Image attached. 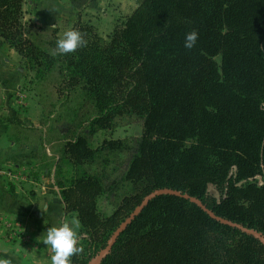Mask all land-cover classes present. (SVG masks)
Listing matches in <instances>:
<instances>
[{
    "label": "trees",
    "instance_id": "trees-1",
    "mask_svg": "<svg viewBox=\"0 0 264 264\" xmlns=\"http://www.w3.org/2000/svg\"><path fill=\"white\" fill-rule=\"evenodd\" d=\"M25 2L0 0V39L56 89L42 129L60 134L55 186L80 223L71 264H264V0H144L108 39L80 19L86 44L66 54ZM134 123L140 137L93 146ZM161 189L190 199L154 198L103 255Z\"/></svg>",
    "mask_w": 264,
    "mask_h": 264
},
{
    "label": "crops",
    "instance_id": "crops-1",
    "mask_svg": "<svg viewBox=\"0 0 264 264\" xmlns=\"http://www.w3.org/2000/svg\"><path fill=\"white\" fill-rule=\"evenodd\" d=\"M144 0H26L25 21L43 29H57L58 36L72 29L80 19L93 25L103 38L133 14ZM21 56L0 39V176L3 165L17 166L23 177L16 185L0 183V215L9 214L26 223L28 233H0V255L13 253L19 264H50L52 252L43 243V233L59 219H67L64 204L55 186V167L40 166L38 147L27 146L12 136L17 117L14 103L21 100L22 68L16 67ZM34 127H38L37 124ZM47 162H56L58 156L48 148ZM54 156V157H53ZM37 163V169H34ZM45 163V162H44ZM34 171L31 177L26 165ZM46 164V163H45ZM34 172H38L37 176ZM20 226V225H19ZM18 228V227H13ZM17 232L18 239L15 237ZM27 232V231H26ZM22 234H26L23 237ZM10 238V239H9ZM24 238V240H22ZM71 260V258H70Z\"/></svg>",
    "mask_w": 264,
    "mask_h": 264
},
{
    "label": "rangeland",
    "instance_id": "rangeland-1",
    "mask_svg": "<svg viewBox=\"0 0 264 264\" xmlns=\"http://www.w3.org/2000/svg\"><path fill=\"white\" fill-rule=\"evenodd\" d=\"M27 22V21H26ZM78 22V21H77ZM85 23H88L87 21H83ZM61 38V36L59 37ZM108 39V38H105ZM3 41V40H1ZM16 67L22 68L21 71L22 74V80L19 83L20 90L23 94H21V100L19 103H14L13 107L15 111H17V117L18 119L22 118V121H24V125L19 122H16L13 126L12 130V136L16 137L21 144H25L27 146L30 145H36L38 147V155H39V163L40 166H47V165H53L54 162H47V159L44 155L47 152L48 148L52 151L53 155L55 154L58 156L60 147L56 143H52V141L56 140L60 134L53 133L47 135V127L43 130V121H44V115L43 110H46V112L51 110V105L54 103V101L57 99L56 89L54 88L53 81L51 79H47L46 81H40L38 80V77L36 75V71L33 70L31 65L28 63L27 60H25L23 57H21V61L17 62ZM20 115V117H19ZM37 124L38 127H34V125ZM65 125V124H64ZM61 125L60 131L65 133L66 126ZM68 127V126H67ZM143 127L142 123H134L128 126L119 127L113 131L110 130H104L100 131L92 140L93 146H98L101 144L105 139H118V138H129V137H140L142 135ZM54 157V156H53ZM46 164H45V163ZM26 165V164H25ZM3 174L0 176V183H5L8 185H16V181L20 180L23 175L19 172L17 166L4 164L3 165ZM27 171H29L27 174H24V176H34L33 172L34 169H37V163H35L34 169L33 167L28 164ZM37 176L38 172H34ZM254 181H257L259 183L261 182V178H257ZM55 182V181H54ZM58 189V188H57ZM59 192V189H58ZM60 194V193H59ZM99 210L101 213L106 215H111L115 208L110 206L108 202L104 199L99 200L98 204ZM68 220H72L73 218H76V215L74 214H66ZM20 225V226H19ZM18 227V228H13ZM8 231H12L13 233L15 231H19V233H28V227L26 223H22V221H17L15 218L10 216L9 214H1L0 215V233H7ZM27 231V232H26ZM79 237L81 236V230L80 227L78 229ZM23 237H26V234H22ZM15 237L18 239V235L16 232ZM10 239V238H9ZM19 240V239H18ZM24 240V238H22ZM81 245V241L79 239L78 246ZM101 257H97L92 264H99L98 260Z\"/></svg>",
    "mask_w": 264,
    "mask_h": 264
},
{
    "label": "clouds",
    "instance_id": "clouds-1",
    "mask_svg": "<svg viewBox=\"0 0 264 264\" xmlns=\"http://www.w3.org/2000/svg\"><path fill=\"white\" fill-rule=\"evenodd\" d=\"M198 40V33L192 31L185 36L184 47L191 49ZM86 40L83 33L77 29H69L56 41V49L61 54L74 52L77 48L84 47ZM80 223L78 219H59L43 233V243L46 244L52 255L50 264H71L70 258L75 253H79L78 246L80 239L78 229ZM0 264H19L18 258L13 253L7 256L0 255Z\"/></svg>",
    "mask_w": 264,
    "mask_h": 264
},
{
    "label": "water",
    "instance_id": "water-1",
    "mask_svg": "<svg viewBox=\"0 0 264 264\" xmlns=\"http://www.w3.org/2000/svg\"><path fill=\"white\" fill-rule=\"evenodd\" d=\"M161 195H175L178 197H184L187 199H190V197L188 195H183L180 192L171 190V189H161V190H157L152 192L151 194H149L148 196H146L143 201L141 202V204L136 207V209L133 211V213L119 226V228L115 231V233L112 236L111 241L109 242V245L107 247V249L104 251L103 255L107 254L109 252V250L112 248V246L115 244V242L117 241V239L122 235V233L124 231H126V229L133 223V221L143 212V210L149 205V203L156 197L161 196ZM192 201H194L196 204H198L204 211L208 212L209 211L202 205V203L200 201H198L197 199H192ZM213 216V214H211ZM221 222L225 223V224H229V225H233L236 226L235 224L223 220L221 218H218ZM241 229L248 231L249 233L257 236V237H261V234L257 233L256 231L253 230H246L244 227L239 226ZM101 260V258L98 260V262Z\"/></svg>",
    "mask_w": 264,
    "mask_h": 264
}]
</instances>
